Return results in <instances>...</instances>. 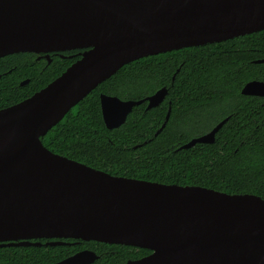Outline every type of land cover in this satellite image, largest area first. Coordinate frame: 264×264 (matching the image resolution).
Here are the masks:
<instances>
[{
	"label": "water",
	"instance_id": "water-1",
	"mask_svg": "<svg viewBox=\"0 0 264 264\" xmlns=\"http://www.w3.org/2000/svg\"><path fill=\"white\" fill-rule=\"evenodd\" d=\"M262 30L264 0H0V58L84 50L45 87L0 109V246L76 239L150 251L125 264H264L261 197L110 175L40 140L125 64ZM240 93L264 97V82ZM166 94L165 87L138 101L101 94L104 125L117 128L134 106L156 107ZM226 120L178 150L212 144ZM97 258L82 250L54 264Z\"/></svg>",
	"mask_w": 264,
	"mask_h": 264
},
{
	"label": "trees",
	"instance_id": "trees-1",
	"mask_svg": "<svg viewBox=\"0 0 264 264\" xmlns=\"http://www.w3.org/2000/svg\"><path fill=\"white\" fill-rule=\"evenodd\" d=\"M80 51L51 55L49 64L30 53L1 57L0 109L45 87L80 58ZM259 59H264V30L132 61L72 107L41 143L52 153L110 175L264 199V98L240 93L250 81L264 82V63H254ZM26 78L29 82L20 86ZM162 87L167 94L160 105L149 110L144 103L134 106L122 125L106 128L100 94L137 101ZM168 107L169 118L157 133ZM226 118L212 144L178 150ZM30 242L41 245L0 246V264H54L81 250L98 257L90 264H125L150 253L76 239Z\"/></svg>",
	"mask_w": 264,
	"mask_h": 264
},
{
	"label": "flooded vegetation",
	"instance_id": "flooded-vegetation-1",
	"mask_svg": "<svg viewBox=\"0 0 264 264\" xmlns=\"http://www.w3.org/2000/svg\"><path fill=\"white\" fill-rule=\"evenodd\" d=\"M74 50H81V49H74ZM69 51H72V50H69ZM69 51H59V52H48V53H43V52H40V53H30V54H33L34 55V59L36 60V61H38V62H41V60H47V64H49L50 62H51V55H56V56H61L62 57V53H66V52H69ZM82 51H84V50H81L78 54L80 55V53L82 52ZM64 55V54H63ZM25 81H27L26 83H24V84H22L21 85V83L22 82H25ZM29 82V79H24V80H22L20 83H19V85L20 86H24L25 84H27ZM101 95V94H100ZM104 95V94H103ZM106 96H108V95H106ZM245 96V95H244ZM116 97V96H115ZM249 97H259V96H249ZM259 98H264V97H259ZM164 100V99H163ZM123 101H128V100H123ZM138 101V100H137ZM163 102V101H162ZM161 102V103H162ZM142 103H144L145 104V109H146V106H147V104H148V102H146V101H143ZM141 103V104H142ZM160 103V104H161ZM99 104H100V96H99ZM159 104V105H160ZM157 107V106H156ZM154 108V107H153ZM168 108H170V107H168ZM151 109V108H150ZM101 110V109H100ZM146 110H149V109H146ZM82 251V250H81ZM90 251V250H89ZM79 252V251H78Z\"/></svg>",
	"mask_w": 264,
	"mask_h": 264
}]
</instances>
